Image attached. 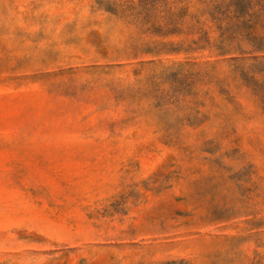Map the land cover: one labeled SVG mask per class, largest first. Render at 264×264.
<instances>
[{
    "label": "rangeland",
    "instance_id": "rangeland-1",
    "mask_svg": "<svg viewBox=\"0 0 264 264\" xmlns=\"http://www.w3.org/2000/svg\"><path fill=\"white\" fill-rule=\"evenodd\" d=\"M264 0H0V264H264Z\"/></svg>",
    "mask_w": 264,
    "mask_h": 264
},
{
    "label": "trees",
    "instance_id": "trees-1",
    "mask_svg": "<svg viewBox=\"0 0 264 264\" xmlns=\"http://www.w3.org/2000/svg\"><path fill=\"white\" fill-rule=\"evenodd\" d=\"M260 10L263 11L264 10V6Z\"/></svg>",
    "mask_w": 264,
    "mask_h": 264
}]
</instances>
